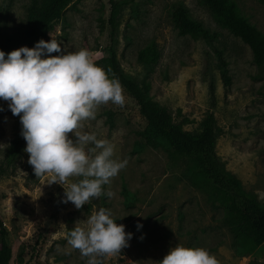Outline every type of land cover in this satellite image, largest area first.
<instances>
[{
	"label": "rangeland",
	"instance_id": "374dc122",
	"mask_svg": "<svg viewBox=\"0 0 264 264\" xmlns=\"http://www.w3.org/2000/svg\"><path fill=\"white\" fill-rule=\"evenodd\" d=\"M31 1L0 0V30L10 34L24 30ZM120 1L125 6L117 51L123 70L139 80L153 101L167 107L185 130H197L213 111L220 129L218 155L245 190L264 204V73L253 62L249 46L220 27L201 0ZM232 1L239 14L264 34V1ZM179 4L217 34L216 39L208 43L180 35L171 17ZM110 12L109 0H75L54 32L40 39L53 38L66 52L85 48L96 62L106 56L110 43ZM151 43L157 44L161 57L147 67L138 62V52ZM221 60L227 63L229 84L223 79ZM123 94L122 106L102 104L95 119L83 122L84 131H95L98 138L115 145L116 158L128 159L103 186L112 192L110 198L102 193L80 209L63 203L67 184L50 183V173L36 177L27 153L0 180V217L12 248L10 264H86L88 257L67 243V234L76 221L83 222L102 207L110 209L115 220L128 217L125 231L133 235L120 253L100 257V264H157L177 243L206 248L218 264H264V244L252 255L241 253L223 211L194 185L163 139L155 136L148 141L149 126L137 102L124 89ZM7 105L0 99V144L8 145L0 148V165L21 125Z\"/></svg>",
	"mask_w": 264,
	"mask_h": 264
},
{
	"label": "clouds",
	"instance_id": "9594fccd",
	"mask_svg": "<svg viewBox=\"0 0 264 264\" xmlns=\"http://www.w3.org/2000/svg\"><path fill=\"white\" fill-rule=\"evenodd\" d=\"M53 52L58 55H50ZM110 71L97 65L87 49L62 51L53 38L7 54L0 50V99L19 116L27 162L36 177L50 173V183L67 184L62 202L77 209L102 193L110 198L112 192L103 186L128 164L126 157H115L111 141L83 130V122L95 119L100 105L124 104L122 85ZM71 177L79 179L69 182ZM136 227L139 230L142 224ZM132 235L110 209L102 207L75 222L67 243L88 257L86 264H100V257L127 247ZM157 264H218V260L206 248L177 243Z\"/></svg>",
	"mask_w": 264,
	"mask_h": 264
},
{
	"label": "trees",
	"instance_id": "16d2710c",
	"mask_svg": "<svg viewBox=\"0 0 264 264\" xmlns=\"http://www.w3.org/2000/svg\"><path fill=\"white\" fill-rule=\"evenodd\" d=\"M75 0H32L28 7L27 26L24 30L7 33L0 30V50L6 54L21 46L34 44L55 30L67 8ZM111 4L109 27V46L106 56L95 63L110 76L119 79L122 88L137 102L140 113L148 123V141L159 137L166 143V149L172 158L181 162L197 188L208 196L211 203L223 211V220L233 235L234 241L244 255H252L264 244V204L255 194L245 190L241 180L227 168V163L218 155L217 143L220 129L216 115L211 111L194 131L185 130L174 121L170 110L153 101L139 80L128 75L122 68L117 51L119 21L125 3L109 0ZM217 24L240 38L249 46L253 62L264 73V34L242 17L232 0H201ZM264 1V0H262ZM172 22L180 35H190L194 39L212 42L217 34L195 20L183 5H176L172 12ZM161 57L156 43H151L138 52V62L152 67ZM220 67L226 84L231 81L227 72V63L221 60ZM212 98H215V86H211ZM21 125L0 165V180L14 170L25 152L26 141L20 135ZM129 195V192H126ZM129 218L117 219L125 224ZM12 248L9 234L0 217V264H10Z\"/></svg>",
	"mask_w": 264,
	"mask_h": 264
}]
</instances>
